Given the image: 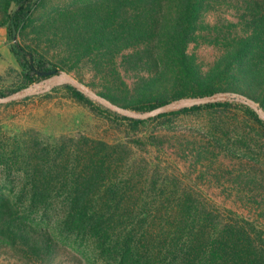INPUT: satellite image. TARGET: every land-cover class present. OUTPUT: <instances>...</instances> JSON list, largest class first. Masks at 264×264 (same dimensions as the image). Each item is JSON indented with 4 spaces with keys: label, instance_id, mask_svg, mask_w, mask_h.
<instances>
[{
    "label": "trees",
    "instance_id": "obj_1",
    "mask_svg": "<svg viewBox=\"0 0 264 264\" xmlns=\"http://www.w3.org/2000/svg\"><path fill=\"white\" fill-rule=\"evenodd\" d=\"M44 2L0 0V26L21 69L19 84L0 90V96L87 65L97 80L90 86L130 111L229 92L252 100L264 113V0L228 3L237 21L225 20V27L204 19L225 0H76L40 13ZM199 40L219 49L206 71L188 52V45ZM62 87L80 103L135 130L144 121L97 105L69 83ZM216 108H236L264 130V120L244 103L185 104L171 113ZM88 146L80 152L77 171L57 175L69 186L63 191V213L53 223L47 221L53 164L37 166L27 193L0 189V248L39 264H51L68 240L93 245L103 264H264V230L230 209L193 200L194 191H170L182 202L176 208L159 206L158 223L135 220L133 190L105 185L115 146L100 140Z\"/></svg>",
    "mask_w": 264,
    "mask_h": 264
},
{
    "label": "rangeland",
    "instance_id": "obj_2",
    "mask_svg": "<svg viewBox=\"0 0 264 264\" xmlns=\"http://www.w3.org/2000/svg\"><path fill=\"white\" fill-rule=\"evenodd\" d=\"M74 1L45 0L40 13L52 6ZM225 1L227 3H215L205 13L207 23L225 27V20L237 21L236 11L230 5L235 3L234 0ZM11 42L7 35L9 49ZM188 52L206 71L219 49L199 40L188 45ZM69 74L77 81H80L78 77L81 78L80 82L87 89L97 93L98 88L90 86L97 80L87 65L80 66L77 73ZM20 78L21 69L15 57L0 51V90L15 88ZM63 83L64 80H59L26 97L0 104L1 190L27 193L32 187L31 175L37 166L53 164L56 175L49 184L52 198L47 221L55 222L63 213V191L69 186V182L65 186L57 175L77 171L81 167L77 166L80 152L88 151L91 141L100 140L114 145L117 151L113 156L111 179L105 185L111 182L118 188L133 190L134 198L130 202L135 209V220L158 223L159 220L155 219L159 206L176 208L182 202L169 196L170 191L186 190L194 191L193 200L230 209L253 220L264 230V130L240 110L216 108L171 113L182 106L177 105L167 111L170 114L145 118L135 130L125 120L80 103L62 87ZM83 93L97 105L107 108ZM220 101L248 104L232 96ZM102 201L97 199L98 204ZM157 229L158 226L154 227L152 233ZM0 264L39 263L2 247ZM51 264L103 262L90 243L84 245L68 240L60 245Z\"/></svg>",
    "mask_w": 264,
    "mask_h": 264
},
{
    "label": "water",
    "instance_id": "obj_3",
    "mask_svg": "<svg viewBox=\"0 0 264 264\" xmlns=\"http://www.w3.org/2000/svg\"><path fill=\"white\" fill-rule=\"evenodd\" d=\"M59 80H64L66 83H69L73 85L74 87L82 90L86 94H88L90 97L94 98L98 102L102 103L105 105L107 108L119 113L120 115L130 117V118H139V119H145L149 118L152 116H155L159 113L162 112H167L169 110H172L175 108L177 105H182L184 106L185 104H194V103H200V102H208V101H220L224 99L226 96H232V97H238L247 102L251 107L255 109V111L258 113L259 117L264 120V114L258 109L257 104H255L252 100L246 99L244 96L238 95V94H232L229 92H218V93H213L211 95H205V96H200V97H192L180 101H170L167 103H164L162 105H159L157 107H154L152 109L142 111V112H134L130 111L121 107H118L114 104H112L108 99L100 96L98 93L87 89L86 86L80 82L75 80L69 73L65 71H61L58 73H55L48 78L42 80L40 83L32 85L30 87H26L21 90H17L8 94H5L3 96H0V104L7 103L13 100H18L23 97H26L30 94H33L37 90H41L46 88L47 86L59 81ZM181 106V107H182Z\"/></svg>",
    "mask_w": 264,
    "mask_h": 264
},
{
    "label": "crops",
    "instance_id": "obj_4",
    "mask_svg": "<svg viewBox=\"0 0 264 264\" xmlns=\"http://www.w3.org/2000/svg\"><path fill=\"white\" fill-rule=\"evenodd\" d=\"M7 31L5 27L0 26V51L6 55L13 56L9 49V45L6 44ZM12 54V55H11Z\"/></svg>",
    "mask_w": 264,
    "mask_h": 264
}]
</instances>
